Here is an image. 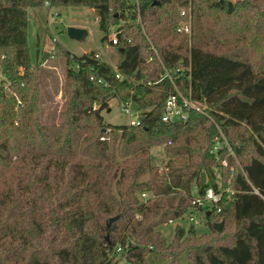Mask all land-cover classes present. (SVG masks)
I'll use <instances>...</instances> for the list:
<instances>
[{"label":"trees","instance_id":"16d2710c","mask_svg":"<svg viewBox=\"0 0 264 264\" xmlns=\"http://www.w3.org/2000/svg\"><path fill=\"white\" fill-rule=\"evenodd\" d=\"M45 5L93 9L121 57L114 70L97 54L65 53L59 125L43 121L45 74L28 51V9ZM251 8L263 21L264 0H0V264H174L184 254L192 264H264V64L216 50L220 15L231 21ZM187 21L190 33H179ZM177 90L203 112L164 122ZM112 99L136 105L142 120L107 124L102 112ZM241 128L254 156L231 174L229 146L215 145L219 129ZM215 170L233 182L220 189ZM208 188L223 194L205 215L216 237L198 241L194 225H178L168 243L159 227L200 212L192 199ZM144 193L159 200L143 201ZM218 221L233 229L228 242L217 237Z\"/></svg>","mask_w":264,"mask_h":264},{"label":"rangeland","instance_id":"374dc122","mask_svg":"<svg viewBox=\"0 0 264 264\" xmlns=\"http://www.w3.org/2000/svg\"><path fill=\"white\" fill-rule=\"evenodd\" d=\"M255 3L254 6H258ZM255 8L250 10H240L238 18H232L231 21L225 19L222 15L223 33L222 42L218 44L217 51L221 52H233L243 57L249 58L252 62H258L264 64V20L258 22L255 14L252 12ZM189 25V34L191 31V25ZM69 28H79L86 31V35L82 40H76L69 36ZM115 28H113L109 34V40L112 37ZM28 51L32 64L37 66L42 63V55L55 47V58L50 59L47 67H43L44 85L42 88V105L40 110L42 111V118L45 123L56 124L65 121V111L67 107V93L68 87L66 82L67 71V56L65 53H70L76 57H82L85 54H97L100 60L108 63L114 70H116L121 57L118 53V49L112 46L108 40H103L106 36L100 29L99 18L97 13L88 7H61L51 8L48 5L30 8L28 9ZM3 78L0 72V81ZM110 108L102 112V116L107 124L112 126H128L139 123L143 118V112L138 110L136 105H131L130 112L124 111L125 106L120 103L118 99H112L109 102ZM220 131V138L215 147L221 146L225 143L229 146V153L233 157V165L231 174L237 170H241L246 161L254 156L253 147L249 142L250 131L241 129H229L227 135ZM232 143H231V142ZM231 144L240 147V154H236L234 147ZM152 155L155 158V163L158 166L165 165L167 157L165 154L164 146H157L153 148ZM223 166L227 167V162H223ZM164 170L160 169L162 173ZM217 173L218 187L223 189L233 182V177L226 174L222 177L219 174V170H215ZM226 184V185H225ZM193 193H196V189L193 187ZM153 200H159L154 193H147ZM198 223H192L190 221L191 216H186L183 219L169 222L159 227L162 236L168 243H171L174 239L175 228L180 225L189 230L191 225L196 232V239L198 241H211L216 237L211 231V228L206 224V217L203 213L195 211L192 214ZM212 222V221H211ZM224 221H218L216 224H220ZM213 223V222H212ZM223 230V231H222ZM221 231L223 234L217 235L218 239H224V242H228L232 228L228 227L224 223V227ZM184 241V240H183ZM186 245H183L185 247ZM182 249V248H181ZM181 249L175 250L180 252ZM121 258L120 256L118 259ZM171 258H167L165 263L161 264H173L170 262ZM120 264H125L122 261ZM150 264H160L159 262L151 259ZM174 264H192L189 256L184 254Z\"/></svg>","mask_w":264,"mask_h":264},{"label":"built area","instance_id":"2783aa9c","mask_svg":"<svg viewBox=\"0 0 264 264\" xmlns=\"http://www.w3.org/2000/svg\"><path fill=\"white\" fill-rule=\"evenodd\" d=\"M137 5L140 2V0H133ZM185 12L182 13L184 15ZM179 33H186L189 32V25L187 23L182 24L178 30ZM119 40V34L114 32L112 37L110 38V41L112 42L113 45H117ZM55 47H53L51 50L48 51L49 57L45 59L41 66L42 67H47L49 58L53 59L55 58ZM152 51L154 54V57L156 56L159 58V53L157 49H155L152 46ZM97 58L99 57L98 55L96 56ZM154 57L150 58V61L154 59ZM173 75L170 74V72L166 71L165 78H170L173 81ZM101 82V80H100ZM130 107L131 104H127L124 108V111L127 113L130 112ZM196 111V112H203V108H199L194 102H192L190 99L184 97L178 90L174 94H170L165 102V109L163 113V121L164 122H176V121H187L189 117V112L190 111ZM138 124V123H136ZM216 152V150L214 151ZM222 192H216L213 188H208L207 191L205 192L204 196L201 197H193L192 203L196 207V209L200 212H202L204 215L207 214V210L210 207H215L217 206L221 200H222ZM141 199L143 201H147L150 199L149 195L147 193H144L141 195ZM221 210L218 209L217 213H220ZM190 221L192 223H198L200 222L198 220H195L193 216L191 215ZM116 252H121V248L118 247Z\"/></svg>","mask_w":264,"mask_h":264},{"label":"water","instance_id":"95a60500","mask_svg":"<svg viewBox=\"0 0 264 264\" xmlns=\"http://www.w3.org/2000/svg\"><path fill=\"white\" fill-rule=\"evenodd\" d=\"M68 34L73 39L82 40L84 38V36L86 35V31L79 29V28H69ZM113 221L114 220H111L110 224H112ZM223 227H224V222L214 225V229L216 231H221L223 229ZM107 239H108V237H107Z\"/></svg>","mask_w":264,"mask_h":264},{"label":"crops","instance_id":"0c3cea01","mask_svg":"<svg viewBox=\"0 0 264 264\" xmlns=\"http://www.w3.org/2000/svg\"><path fill=\"white\" fill-rule=\"evenodd\" d=\"M46 55H47V56H49V53H48V51H46V52H45V53H44V54L41 56V57H42V58H41V59H42V61H43V59L46 57Z\"/></svg>","mask_w":264,"mask_h":264}]
</instances>
